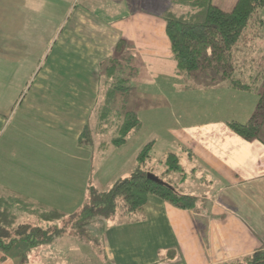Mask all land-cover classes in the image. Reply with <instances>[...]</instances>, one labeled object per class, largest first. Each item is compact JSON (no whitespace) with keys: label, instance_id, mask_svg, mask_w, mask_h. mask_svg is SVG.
<instances>
[{"label":"crops","instance_id":"crops-1","mask_svg":"<svg viewBox=\"0 0 264 264\" xmlns=\"http://www.w3.org/2000/svg\"><path fill=\"white\" fill-rule=\"evenodd\" d=\"M42 1L50 7L57 3ZM96 1L87 0V5L83 0L86 6L71 16V33L60 48L63 54L55 53L43 76V68L40 69L32 93L26 94L15 108L12 103L9 105L7 113L12 108L19 119L15 124L10 120L6 127L13 128L14 133L12 130V138L3 148L20 153L18 161L11 165L23 173L15 180L9 179L6 183L11 188L6 189L70 215L84 204L77 201L75 211L69 213L73 205L69 206L66 199L86 197L90 186L105 189L114 184L111 179L105 181V165L95 170L94 155L82 164L85 158L76 159L73 153L85 150L88 154L89 149L110 145L114 133L110 131L109 139H103L107 133L97 131L95 109L104 66L117 59L118 82L131 90L130 108L142 124L167 134L173 145L181 148L178 151L189 152L190 160L205 176L195 181L201 184L199 190L195 183L188 182L184 172L181 184L175 186L178 192L196 197V206L181 210L151 196L141 219L113 218L109 219L112 224L108 220L100 222L101 244L97 245L104 248L98 257L80 239L73 243V232L37 249L20 242L8 254L0 252V264H221L264 251V139L247 141L227 125L250 119L259 100L257 92L238 91L225 82L215 85L220 76L211 70L200 72L196 83L178 74L162 18L163 11L170 8L169 0H146L156 6L155 10L134 7L122 10L121 16H108L107 9L108 21L95 17L90 21L86 10ZM114 1L119 10L128 5L127 0ZM40 2L35 0L34 4ZM61 3L66 5L62 0ZM68 7L71 11L70 4ZM120 42L123 47L117 56ZM246 52V56L238 53L239 65L246 66L250 55L248 49ZM252 52L258 53L255 49ZM6 118L7 114L0 119L1 127ZM27 120L46 131L33 134L24 146ZM86 125L94 129L93 143L80 147L78 141ZM217 128L225 129L226 141L218 142L210 135ZM31 160L45 163L46 173L51 171L52 175L34 173L28 167ZM20 179L27 182L19 184ZM215 185L218 190L212 191ZM151 243L154 251L147 248ZM170 250L176 251L171 259L167 258Z\"/></svg>","mask_w":264,"mask_h":264},{"label":"trees","instance_id":"trees-1","mask_svg":"<svg viewBox=\"0 0 264 264\" xmlns=\"http://www.w3.org/2000/svg\"><path fill=\"white\" fill-rule=\"evenodd\" d=\"M169 2L170 8L163 11L162 18L166 22V33L177 62L178 74L196 83L200 72L211 70L221 80L227 81L232 89L248 93L260 90L256 93L259 100L250 119L246 123L232 121L227 125L247 141L261 139L264 127V84L262 89L257 87L260 76L249 74L245 64L239 65L236 53L240 48L248 49L249 40L252 41L253 37L261 34L263 21L260 12L264 10V0H237L231 11L223 10L213 0ZM172 6H180L183 10L175 11ZM246 39L248 41L245 44ZM122 47L123 43L120 42L116 50L117 56ZM244 72L248 77L244 76ZM119 73L116 63L104 66L102 89L95 109L97 131L113 132L110 145L115 147L125 144L128 136L143 126L136 112L130 108L133 105L131 90L118 82ZM93 136L94 129L86 125L78 141L80 147L91 145ZM152 145L153 142L148 143L141 151L135 172L117 180L107 189L90 186L85 204L70 215L32 203L14 193L1 192L0 252L8 254L20 242L26 243L30 249L48 246L56 238L63 236L70 227L76 229L75 235L78 233L82 236L86 234L88 226L97 222L113 218L139 220L151 196L162 199L177 209H193L196 197L178 192L172 182L148 177L150 173L145 169V162ZM179 162L178 155L170 153L165 163L166 174L179 171L183 173ZM18 212L35 218L41 225L20 223ZM175 255L176 251L170 250L167 258L171 259ZM221 264H264V251Z\"/></svg>","mask_w":264,"mask_h":264},{"label":"rangeland","instance_id":"rangeland-1","mask_svg":"<svg viewBox=\"0 0 264 264\" xmlns=\"http://www.w3.org/2000/svg\"><path fill=\"white\" fill-rule=\"evenodd\" d=\"M62 1L66 5L62 4L61 0H57V3L53 6L51 4L50 7L48 6V3L44 4L42 0L38 5L34 4L35 0H0V119L7 114L5 123L2 127L0 125V161H2V165L0 164V181L4 183H0V192H12L11 190L9 191L6 189V186H10L6 182H9V179L15 180L16 176L23 173L22 170L15 171L16 166L11 165L12 162H17L18 158L21 157L20 153H11L5 151L3 148L8 144L7 141L12 138L11 135H13V128L6 127L8 126L10 120H12V124H15L19 119L18 114H15L16 110H13L12 108H15L17 104H19V102L26 96V94H30L34 91V87L37 83V75L40 69L43 68L41 76L47 73L48 69H46V65L54 61V56L56 55L55 53L60 52L63 54L64 51L63 49L60 51V48L65 42L67 35L71 33L73 23L71 16L76 15L79 11H82L80 10L84 8L82 6H86L83 0ZM120 1L123 2L124 0ZM134 1H136V4H133ZM134 1L127 0L126 2L128 5L120 6L119 10L116 8L117 6H115L114 0H97L93 6L90 5V7L86 10H89V14L87 15H89L90 21H93L94 17L103 18L108 21V19H106L107 9L110 10L107 15H112L114 17L118 15L121 16L122 10H132L134 7L144 8L145 10H155L156 8V6L150 5L146 0ZM236 1L237 0H214L213 3L225 11H231L235 6ZM85 3L88 5L87 0H85ZM69 4L72 8L71 11L68 7ZM172 8H174V10L176 9L175 11H178L180 6H172ZM262 11L263 10H261L260 13H262ZM54 33L56 34L55 36ZM262 33L263 32H261V34L259 33V36L251 39L252 41L250 43V47L248 48L250 55L246 64V69L249 74L260 76V81L257 82V87L259 89H262L264 84V49H261V47L264 48V34ZM247 41L248 39H246L245 44ZM19 49L21 50V54ZM253 49L258 52L256 55H253ZM246 51L247 48H240L239 50V52H243L245 56L247 53ZM57 59L63 62L62 57L57 56ZM116 61L117 59H114L112 62L110 61V64L112 65V63H116ZM260 63L262 66L259 65ZM199 77L200 76L198 74L197 78ZM223 82L226 83L227 81H223L220 78L214 83L217 85L223 84ZM11 103L12 108L9 113H7ZM248 108L250 107L248 106ZM31 124H33V126H31ZM34 124L36 123H31L27 120V124L24 125L26 131L24 134H27L25 136V141L22 139L24 146L30 143V138L32 139L31 136L33 134H42L46 131L44 127L36 126ZM261 134L264 139V127ZM210 135L215 136L218 142L227 140V138L225 139L224 128H217ZM109 136L110 134L107 133L102 137L104 140H108ZM150 142H153V145L148 151L145 169L151 175L157 177L158 179L160 178L164 182L172 181V183L178 187V185L181 184L180 180L182 178V173L179 171L178 173L172 172L166 174L167 164L165 165L166 158L170 153L177 154L180 160V168L187 175L188 182H190V184L192 182L195 183V187L199 190V186H201V184L195 181L203 178L204 175L197 169V167H195L194 162L190 160L189 152H183V150L182 152L178 151L177 149L179 146L173 145L167 134L161 133L158 130L154 131V129L149 125H143L141 129L132 132V134L128 136L127 142L119 147L107 145L105 143L106 145H103L104 147L102 149H89L91 152L88 154H86L85 150L80 152L79 150H76L73 155L76 154V159L79 157L81 159L85 158L82 164H86L88 162V156L94 155L92 160H94L93 166L95 170L98 171V169L101 168L100 166L105 165L102 170L104 171L105 178L107 179L105 181L108 182L109 179H111L112 182L114 181L115 183L117 180L130 176L133 172H135L139 165L140 153ZM22 159H24V157H22ZM28 167L34 171V173L52 175L51 171L46 173L45 163L43 162L40 163L39 161L31 160ZM25 182L27 181L20 179L19 184ZM185 184L187 185V183ZM216 185L212 188V191H215L216 189L218 190ZM87 195L88 193L86 194V197H82L81 199H66V201L69 202V206L73 205V208L70 209L69 213L75 211L78 204L74 206V203L77 201L79 202V205L85 204ZM24 197L25 199H28V201H32L28 197L23 196V198ZM17 215L20 223L41 225L38 220L31 218V216L25 213L21 214L18 212ZM108 223L112 224L111 220H108ZM73 232L75 234L77 231L75 228L70 227L65 234L68 235ZM105 232L107 233L108 229H106ZM101 234L102 227L100 223L97 222L88 226V230L85 235L79 236L78 233H76V235H74L75 239L72 242L78 243V239H80V242H84V246H91L94 249V253H96V256L98 257V255L103 252L102 248H104L103 245H97L98 242L101 244ZM93 244H95V246H92ZM72 247L77 248V246L74 245H72ZM67 248H69V246ZM147 248L149 251H152L154 248L153 243L147 246ZM154 250L155 248L153 251ZM102 255L103 259H105L106 255Z\"/></svg>","mask_w":264,"mask_h":264},{"label":"water","instance_id":"water-1","mask_svg":"<svg viewBox=\"0 0 264 264\" xmlns=\"http://www.w3.org/2000/svg\"><path fill=\"white\" fill-rule=\"evenodd\" d=\"M148 177H150V178H152V179H154V180L159 181V179H158L157 177H155V176H153V175H151V174H149Z\"/></svg>","mask_w":264,"mask_h":264}]
</instances>
